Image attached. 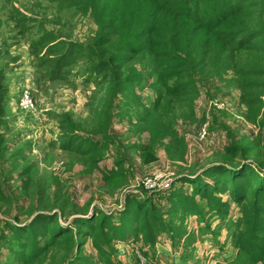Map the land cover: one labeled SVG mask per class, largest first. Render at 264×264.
I'll use <instances>...</instances> for the list:
<instances>
[{"label":"rangeland","instance_id":"obj_1","mask_svg":"<svg viewBox=\"0 0 264 264\" xmlns=\"http://www.w3.org/2000/svg\"><path fill=\"white\" fill-rule=\"evenodd\" d=\"M95 30L88 13L63 2L0 0V67L8 87L1 129L8 149L0 157V188L2 199L13 200L7 214V206L0 209V217L6 215L0 228L5 221L24 224L44 211L41 207L47 212L61 207L65 216L58 224L71 230L48 249L43 264H58L53 258L64 257L65 247L71 251L60 264H104L84 228L74 230L78 225L72 216L89 218L103 211L109 224L118 227V213L127 199L137 205L149 198L165 230L153 244L129 234L119 240L112 229L106 230L111 264H264V256L251 260L235 246L232 231L238 207L229 196L216 192L228 202L226 213H216L191 186L214 185L222 174L225 180L241 174L264 180V130L247 120L232 70L224 66L218 75L200 82L194 118H183L181 109L172 134L149 140L135 126L137 115L155 99L156 82L148 61L135 63L140 79L128 86L130 90L111 96L95 73L86 78V59L55 70L44 54V35L86 44ZM216 101L224 107H215ZM67 127L82 135L96 132L108 142L99 154L65 150L60 144ZM231 144L241 148L233 157L224 154ZM240 161H252L254 168L242 170ZM185 175L188 178L182 180ZM25 185L29 199L22 197ZM181 190L195 200L197 213L172 211L167 196ZM42 196L51 207L39 202ZM30 203H37L36 210H27ZM0 254L13 256L5 244H0Z\"/></svg>","mask_w":264,"mask_h":264},{"label":"trees","instance_id":"obj_2","mask_svg":"<svg viewBox=\"0 0 264 264\" xmlns=\"http://www.w3.org/2000/svg\"><path fill=\"white\" fill-rule=\"evenodd\" d=\"M55 1L88 13L96 30L86 44L54 41L52 36L44 35L41 43L53 69L86 59L90 64L86 78L89 80L95 73L106 93L115 96L117 92L130 90L128 86L140 79L134 69L135 63L148 61V69L156 82L155 99L149 108L137 115L135 126L146 132L149 140L172 134L175 117L181 109L184 110L183 118H194L200 82L210 75H218L224 66L231 69L237 79L240 97L247 108V120L264 130V0ZM4 72L0 67V157L8 149L1 131L8 92ZM61 141V148L81 155L99 154L108 142L96 132L82 135L71 127H67ZM240 151L241 148L233 144L224 147V154L231 157ZM260 153L264 156V144ZM243 161L238 163L243 166L242 170L254 168L252 161ZM255 166L261 165L256 163ZM215 181L214 185L193 182L192 191L216 213H226L228 208V202L221 201L216 192L227 194L229 201L238 207L233 221L236 229L232 231L235 246L251 260L264 256V180L249 174L225 180L222 174ZM27 189L28 185L21 189L23 199H29V195L25 196ZM43 196L39 202L51 207V201ZM167 197L172 211L197 213L195 200L183 190ZM2 198L0 188V209L7 206V214L13 207V200ZM37 206V203H30L27 210L34 211ZM41 208L44 211L22 225L4 222L0 228V244L2 247L5 244L13 256L0 254V264H43L48 249L58 238L66 237L71 228L61 229L58 224L59 217L65 216L64 210L57 207L47 212V208ZM15 214L12 218L18 220ZM118 216L121 219L118 227L109 224L103 211L89 218L72 216V222L78 225L74 230L84 228L85 235L98 248L96 257L104 264L112 262L105 249L106 230L112 229L119 240L126 239L129 234L135 240L153 244L166 227L149 198L137 205L127 199L125 209ZM4 218L5 214L0 220ZM70 251L65 247L63 254L66 256ZM65 256L53 258V261L60 264L66 260Z\"/></svg>","mask_w":264,"mask_h":264},{"label":"built area","instance_id":"obj_3","mask_svg":"<svg viewBox=\"0 0 264 264\" xmlns=\"http://www.w3.org/2000/svg\"><path fill=\"white\" fill-rule=\"evenodd\" d=\"M25 99H26V101H27V100L29 101L27 95H25ZM213 105H214L215 107H217V108H223V107H224V104L219 103V102H217V101H216L215 103H213ZM207 125H208V121H206V122L203 124L204 127H207ZM205 132H206V131H203V134H205Z\"/></svg>","mask_w":264,"mask_h":264},{"label":"crops","instance_id":"obj_4","mask_svg":"<svg viewBox=\"0 0 264 264\" xmlns=\"http://www.w3.org/2000/svg\"><path fill=\"white\" fill-rule=\"evenodd\" d=\"M173 262H176V261L174 260ZM160 264H169V263H166V261L165 262L160 261ZM174 264H178V263H174Z\"/></svg>","mask_w":264,"mask_h":264}]
</instances>
